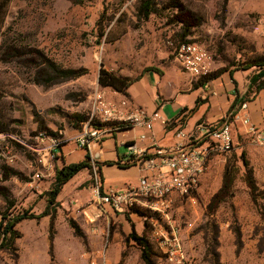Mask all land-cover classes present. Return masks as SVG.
<instances>
[{"label":"crops","instance_id":"crops-1","mask_svg":"<svg viewBox=\"0 0 264 264\" xmlns=\"http://www.w3.org/2000/svg\"><path fill=\"white\" fill-rule=\"evenodd\" d=\"M147 44L149 46L146 48V62L139 68L126 94L102 89L107 100L119 101L126 98L133 105L144 108L148 114L157 112L161 120L154 121L150 129L130 125H100L104 132L101 145L98 147L93 144L91 149L87 150L79 148L73 141L85 121L83 120L79 122L78 127L72 126L69 131H64L53 174L38 182H31L30 179L31 156L22 146L12 143L17 155L16 163L7 166L0 161V208L7 209V213L27 211L34 216L42 214L48 206L46 194L53 188L56 170L81 163L86 160L87 155L90 162L88 168L78 172L62 186L54 201L56 206L50 207L49 215L39 219L22 220L14 226V231L20 235L14 240L15 255L7 249H0V264H91L94 255L102 249H105L106 264H120L122 260L128 262L129 258H132V264H144L138 246L128 237L134 231L138 236L146 234L153 242L150 231L145 230L146 217L136 211L128 215L117 214L108 205L101 204L97 195L98 187L107 192L110 189L120 190L137 186L142 168L135 164L122 166L123 160L126 159L127 147L134 146L145 150L148 157H153L159 149L171 148L178 143L186 144L185 140L177 137L179 130L186 135L199 136L196 132L197 126L218 127L226 122L231 110L232 114H246L251 124L264 135V89L255 92V88L251 86L252 68L241 70L229 67L220 70L212 66L207 77L193 78L181 70L165 44L159 45V48L155 44L151 47L150 41ZM237 99L246 102L245 110L239 109L240 102L234 106ZM164 120L168 121V125L162 124ZM4 125L5 129L0 130V133H10L28 141V133L33 131L35 123L27 117L24 130H20V122H9L2 126ZM11 129L18 131L22 136L16 134L17 132L14 134L7 131ZM231 129L232 138L236 142V135H240L241 145L238 144L225 153V169L229 155H235L237 159L240 156L245 157L258 195L253 199L246 181L240 178L245 174V165L240 159L235 165L238 174L233 179L232 193L225 202L228 200L237 208V212L242 210L244 215L239 213L236 226H231L230 221L225 222V264H263L264 146L252 144L246 134V128L240 123H232ZM219 156L221 155L216 157ZM222 178L223 176L220 178V185ZM3 194L8 196V201ZM179 201L177 197L174 198L170 216ZM53 211L55 230L51 237L49 226ZM144 213L148 216V213ZM69 220L78 226L81 236L75 235L68 224ZM172 223L175 225V221L172 220ZM188 231L179 230V234L193 259L191 240L196 241L201 237L205 241L210 233L199 230L205 231V234L195 232L191 235ZM190 236L192 239H189ZM218 238L219 230H215V248L219 245ZM206 246L208 248V244ZM215 248L211 264H222ZM159 263L160 258L157 256L156 264Z\"/></svg>","mask_w":264,"mask_h":264},{"label":"rangeland","instance_id":"rangeland-1","mask_svg":"<svg viewBox=\"0 0 264 264\" xmlns=\"http://www.w3.org/2000/svg\"><path fill=\"white\" fill-rule=\"evenodd\" d=\"M145 1L12 0L5 23L10 29L2 44L41 49L61 67L85 73L72 80H59L51 86L40 87L32 84L34 71L15 64L0 65V110L4 119L15 124L20 122V130H24L27 117L30 118L35 126L28 136L35 132L57 135L60 131L63 134L72 126L78 127L90 113V96L98 85L96 72L98 79L101 67L120 77L134 79L146 62L147 43L150 41L151 47L155 44L159 48L164 45L167 35L176 32L178 27L169 23L179 13L168 9L171 1L181 4L185 14L188 10L201 19L190 39L207 49L214 68L244 70L246 65L264 57V0H154L156 13L143 21L139 17V7ZM252 70L253 75L258 71ZM14 116L16 119L13 120ZM7 131L22 136L14 129ZM236 137L233 147L241 145L240 135ZM218 155L221 156L216 157ZM240 159L245 161V157L237 159L232 154L226 159L227 165L235 168V176L238 174L235 165ZM207 170L192 196L194 202L178 198L180 201L171 218L178 230H189L188 234L199 230L210 233L205 241L201 237L191 240L193 259L184 244L186 255L193 264H211L215 230H219V245L215 250L220 262L225 264V222L230 221L231 226H236L239 213L244 215V212H237L228 200L210 205L222 185L219 181L225 170V154L212 152ZM240 178L245 181V174ZM46 195L49 199V193ZM16 212L26 218L34 216L27 211ZM6 213L7 209L0 208L3 227ZM148 215L149 218L144 220L147 230L153 229L151 218L159 226L168 227L157 215ZM54 218L52 227L51 222L49 226L51 237L55 230ZM201 232L200 235L205 234V231ZM131 259L128 262L122 260L120 264H132Z\"/></svg>","mask_w":264,"mask_h":264},{"label":"built area","instance_id":"built-area-1","mask_svg":"<svg viewBox=\"0 0 264 264\" xmlns=\"http://www.w3.org/2000/svg\"><path fill=\"white\" fill-rule=\"evenodd\" d=\"M165 45L172 48V54L184 73L193 78L207 77L211 73L210 54L201 44L186 42L175 45L167 38ZM90 104V113L73 138L81 149H91L93 144L98 147L101 145L104 132L100 125H130L150 129L154 121L161 120L157 112L148 114L144 108L133 105L126 98L119 101L107 100L105 91L98 85L90 96ZM246 108V102L239 106L240 110ZM232 123H240L246 128V134L252 144L264 146L262 132L251 124L246 114L239 115V112H236L218 127L197 126L196 132L199 136L186 135L179 130L177 137L185 140L186 144L178 143L171 148L159 149L153 157H148L145 150L128 146L122 166L135 164L142 168L137 186L120 190L110 189L103 194H100L99 187L97 188L100 203L108 205L113 212L127 215L133 211H144L157 215L167 224L168 227L163 228L151 218L153 229L150 230V236L160 258L159 264H193L186 255L179 230L172 223L170 211L173 200L177 197L194 202L192 196L207 171L211 153L225 154L233 148ZM162 124L166 126L168 121L164 120ZM12 143L22 146L31 156L30 179L31 182H38L53 174L58 151L63 143V134L60 131L57 135L35 132L26 141L10 133H0V161L7 166L17 161ZM16 216V211H9L6 218L12 219ZM105 260V249H102L94 255L91 264H106Z\"/></svg>","mask_w":264,"mask_h":264},{"label":"trees","instance_id":"trees-1","mask_svg":"<svg viewBox=\"0 0 264 264\" xmlns=\"http://www.w3.org/2000/svg\"><path fill=\"white\" fill-rule=\"evenodd\" d=\"M11 2L12 0H0V65L15 64L25 69L34 71L35 73L33 74L32 84L40 87L51 86L59 80H72L85 73L83 70H74L61 67L55 61L46 56V54L41 49L33 47L18 48L16 45L5 43L2 44V40H4L6 32L10 29L6 27L5 23L9 14V7L11 5ZM168 9L179 13V15H176L175 17L173 16V22L169 23L174 24L178 28L172 35H167L165 37L164 44L167 38H170L175 45L186 42H195L194 40L189 38L193 35L192 31L199 25L201 19L191 12H188V10L187 14H185L182 10L181 4L175 1L170 2V7ZM155 13L156 10L154 6V0H147L143 2L139 7V17L143 21H146L151 15H154ZM167 48L172 53V48ZM250 68L258 69V71L251 77L250 84L255 88V92H259L260 90L264 89V57L260 58L258 61L251 62L250 64L246 65L245 70ZM146 70L147 68L144 69V71ZM134 80L135 79L120 77L117 74L101 67L99 69L97 83L100 88L110 89L112 91L125 95L127 89L134 82ZM239 102L242 103L237 99L234 106ZM1 111L2 109L0 110V130L2 131L3 129H5V125L4 127L2 125H7L11 121L4 119ZM232 113L233 110H231V114ZM83 120L84 119H82L81 121ZM242 161L245 165V181L250 190L251 197L254 199L255 196L258 195L256 194L257 187L255 185L251 170L247 169V162L244 161V159H242ZM89 162L90 157L87 155L85 161L78 164L65 166L62 169L56 171L54 185L52 190L49 192L48 206L42 214L31 216L30 218H26L23 215L16 216L12 219L3 217L6 222L4 224V227L2 226V224H0V235L2 237L0 249H7L15 255L16 250L14 248V240L19 238L20 235L19 233L14 231V226L24 219H39L43 216L49 215V209L51 206H53L55 198L60 192L62 186L78 172L85 168H88ZM234 176L235 168L227 165L223 173L222 185L218 192L212 197L210 205H212L213 203L219 204L231 195ZM99 193L103 194V190L101 187L99 188ZM3 195L4 198L8 201V196L6 194ZM136 212L139 215L146 217L147 219L149 218V215L147 216V214H145L144 212ZM53 218L54 216L51 214V227ZM69 223L70 226L74 229L75 235L81 236L78 226L73 221H70ZM146 225L147 222L145 223V230L148 232V230L146 229ZM128 239L132 240L138 246L141 252L140 258L144 264H156V257L158 256V252L156 251L154 243L146 237V234H144L143 236H138L134 231H132Z\"/></svg>","mask_w":264,"mask_h":264}]
</instances>
